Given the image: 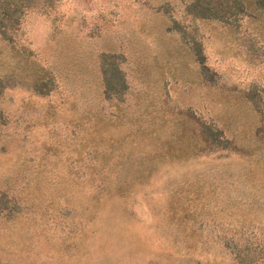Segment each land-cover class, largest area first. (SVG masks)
Segmentation results:
<instances>
[{
  "label": "rangeland",
  "instance_id": "obj_1",
  "mask_svg": "<svg viewBox=\"0 0 264 264\" xmlns=\"http://www.w3.org/2000/svg\"><path fill=\"white\" fill-rule=\"evenodd\" d=\"M26 1L0 36V264H264V13Z\"/></svg>",
  "mask_w": 264,
  "mask_h": 264
},
{
  "label": "trees",
  "instance_id": "obj_2",
  "mask_svg": "<svg viewBox=\"0 0 264 264\" xmlns=\"http://www.w3.org/2000/svg\"><path fill=\"white\" fill-rule=\"evenodd\" d=\"M23 0H0V36H6V31L14 29L18 23L17 14L23 5H26ZM225 3L224 7L220 8L217 12L216 9L210 7L200 6L199 10L195 13L197 16H224L226 13L235 10H244L247 7L260 10L264 13V0H223ZM197 5V4H196ZM234 8V9H233ZM213 10V11H212ZM104 90L106 92H116L118 89L117 85L111 82L110 77H104ZM1 86V84H0Z\"/></svg>",
  "mask_w": 264,
  "mask_h": 264
}]
</instances>
